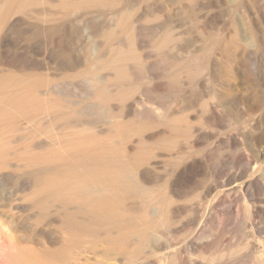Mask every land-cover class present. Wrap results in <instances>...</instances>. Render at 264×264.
I'll list each match as a JSON object with an SVG mask.
<instances>
[{"label": "bare ground", "instance_id": "1", "mask_svg": "<svg viewBox=\"0 0 264 264\" xmlns=\"http://www.w3.org/2000/svg\"><path fill=\"white\" fill-rule=\"evenodd\" d=\"M263 1L0 0L6 264H264ZM76 24L84 57L61 43ZM22 29L54 31L48 62ZM219 204L252 258L215 244Z\"/></svg>", "mask_w": 264, "mask_h": 264}, {"label": "rangeland", "instance_id": "2", "mask_svg": "<svg viewBox=\"0 0 264 264\" xmlns=\"http://www.w3.org/2000/svg\"><path fill=\"white\" fill-rule=\"evenodd\" d=\"M164 1V0H163ZM173 1V0H172ZM264 2V1H263ZM150 4H151V2H149ZM161 5L163 4L162 2L160 3ZM257 5L258 4H260L259 2L258 3H256ZM264 6V5H263ZM262 8H264V7H262ZM159 14V13H158ZM157 14V15H158ZM160 14H162V18H161V16L160 15H158V19H159V21L157 20L156 22H154V23H152V24H155L154 26H160V24H162L164 21V19H165V14L163 13V12H161ZM168 16L170 15V17L172 16V18H173V13L171 12V14L170 13H168L167 14ZM160 22V23H159ZM76 23V22H75ZM158 23V24H157ZM149 25V28H151V27H153V25L151 26V24L149 23L148 24ZM80 26L82 27L83 25L81 24V25H79V24H76L75 25V32L73 33H71V34H69V33H67V34H65V37H63V39H62V41H61V43L62 44H64L65 46H67V47H69L70 49H72L73 50V52H75L79 57H84V56H86L85 54H89V49L91 48V45L88 43V42H86V39H84L85 38V36H84V34H83V27L82 28H80ZM151 26V27H150ZM80 29V32H79V30H78V28ZM24 29H22V30H18V31H16L13 35H12V39H13V41H14V43H16L17 44V46L16 47H14V48H16L17 50H19V51H21V49H22V53L24 52V50H25V47L26 48H28L29 49V56H32L33 58L35 57V59H37L38 61H42V60H44L45 62H48L47 60H46V58L47 57H43V55L41 54V52H42V48L43 47H49V46H51L52 48L55 46V43H54V39H53V33H54V31H51V32H49V33H47V35L45 36V35H43V33L42 32H40V33H38V32H36V33H32V32H28L27 30H24ZM19 32V35L17 34ZM23 32H25V33H23ZM28 33V35H26L27 33ZM22 33V34H21ZM51 33V34H50ZM68 34H69V36H68ZM75 35V36H73V35ZM16 35H18L17 37H16ZM31 35V36H30ZM36 37H35V36ZM24 36V37H23ZM44 36V37H43ZM14 37V38H13ZM21 37V38H20ZM42 37H43V39H42ZM46 37V38H45ZM70 37V38H69ZM16 38H17V41H16ZM22 39V40H21ZM32 39V40H31ZM82 39V40H81ZM19 40V41H18ZM46 42H45V41ZM16 41V42H15ZM27 41H28V43H27ZM32 43H31V42ZM38 41V42H37ZM42 41V44L41 43H39V42H41ZM47 41H49L48 43H47ZM19 42V43H18ZM23 42V43H22ZM30 42V43H29ZM36 42V43H35ZM44 42H45V44H44ZM75 42H78L77 43V45H76V43ZM46 43L47 44H49V45H47L46 46ZM23 44V45H22ZM26 44V45H25ZM41 44V45H40ZM54 44V45H53ZM25 45V46H24ZM29 45V46H28ZM45 45V46H44ZM69 45V46H68ZM39 46V47H38ZM41 46H43V47H41ZM73 46V47H72ZM37 47V48H36ZM72 47V48H71ZM37 49V52L35 51L36 49ZM39 48V49H38ZM84 48V49H83ZM34 49V50H33ZM34 51V52H33ZM40 55H39V54ZM34 55V56H33ZM36 55V56H35ZM39 55V56H38ZM259 63H260V67H261V69H263V73H264V49H262L261 51H259ZM45 58V59H44ZM51 65V64H50ZM27 125H22V128H25ZM25 135V134H24ZM22 138H23V132H22ZM10 140H12V139H10ZM14 141V140H13ZM24 141H25V136H24V138L22 139V144L24 143ZM20 142V143H21ZM17 145V143H14L11 147V150L13 149V147H15V146ZM10 150V151H11ZM227 154H231V155H229L230 157H228V155ZM232 156V157H231ZM25 157V156H24ZM225 157H227L228 158V161L229 160H232V161H229L230 163H232V162H234V163H232L233 164V166H232V164H231V166L233 167L232 169H230V168H228V166L230 167V164L229 165H227L226 166V168H228V169H226V170H230V171H232V172H234L235 171V169L237 170V168H239L240 167V163H239V161H238V159L236 160L235 158H234V154H233V152L232 153H226L225 154ZM238 162V163H237ZM239 165V166H238ZM237 167V168H236ZM12 172V173H11ZM9 174H10V178H11V175H12V180L11 179H9V182H6L5 184H4V190L5 191H9V193L11 192V194H16L17 193V191H18V186L21 184V182H22V176L24 175V173H26V170L24 171V170H18V169H11L9 172H8ZM12 185V186H11ZM7 189V190H6ZM247 203H249L248 201H246V200H241V201H239L238 202V206L237 207H239L238 208V216H241V219L240 220H244V219H246L245 217L247 216V210H246V208H247V206L246 205H248ZM190 205V204H189ZM192 205V204H191ZM193 205H195V204H193ZM224 205L223 204H219L218 206H217V212L220 214V215H222L223 214V209H224V207H223ZM243 210V211H242ZM240 212V213H239ZM246 212V213H245ZM218 214V215H219ZM240 214V215H239ZM244 214H246V215H244ZM219 215V220L218 221H220V223H219V225H220V228H219V230H220V232H218L217 230L216 231H214L213 232V238H214V240H215V244H218V246H220L221 248H224V249H227V248H234L235 246H237V244H240L241 243V245H243L245 242H248L249 240H250V244L251 243H253L251 246H252V248L250 249V253H251V258H252V254H254V250H255V243H256V240H255V231L253 230V229H251V227H245V228H243V225H242V223H241V226L239 225L238 227H236V228H234L233 227V225H225V223H224V218L226 217V215H222V216H220ZM223 218V219H221L220 220V218ZM240 218V217H239ZM223 221V222H222ZM221 224H223V225H221ZM223 226V227H222ZM222 227V228H221ZM242 227V228H241ZM249 228L251 229V230H249ZM217 232V233H216ZM253 233V234H252ZM2 233H1V231H0V236H2L1 235ZM218 234V235H217ZM220 235V236H219ZM216 236H217V238H216ZM253 236V237H252ZM252 238V239H251ZM246 240H248V241H246ZM252 240H253V242H252ZM255 240V241H254ZM218 242V243H217ZM223 245V246H222ZM254 249V250H253ZM22 253V252H21ZM3 256V253H0V263L2 264V262H3V264L5 263H7V261H5V259H3L2 258V256ZM37 255V254H36ZM251 258H249V259H251ZM4 261H3V260ZM21 264H22V262H21Z\"/></svg>", "mask_w": 264, "mask_h": 264}]
</instances>
